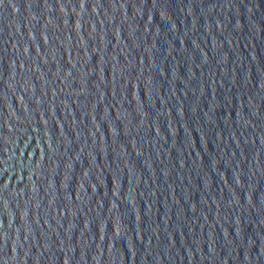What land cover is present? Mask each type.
<instances>
[{
  "label": "water",
  "instance_id": "obj_1",
  "mask_svg": "<svg viewBox=\"0 0 264 264\" xmlns=\"http://www.w3.org/2000/svg\"><path fill=\"white\" fill-rule=\"evenodd\" d=\"M0 264H264V0H0Z\"/></svg>",
  "mask_w": 264,
  "mask_h": 264
}]
</instances>
